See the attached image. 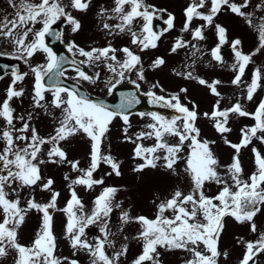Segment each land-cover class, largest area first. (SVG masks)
I'll return each instance as SVG.
<instances>
[{
  "label": "snow or ice",
  "instance_id": "obj_1",
  "mask_svg": "<svg viewBox=\"0 0 264 264\" xmlns=\"http://www.w3.org/2000/svg\"><path fill=\"white\" fill-rule=\"evenodd\" d=\"M6 3L11 11L0 9V58L19 61L23 69L0 64V80L7 78L0 94V259L81 264L84 254L87 264H164L165 253L179 250L180 264H231L229 248L220 247L230 218L254 234L235 238L241 249L235 264H264V222L256 220L264 213V62L255 59L264 57V0H185L178 28L167 7L150 0H110L94 12L103 44L76 39L92 0ZM222 13L246 26L249 48L244 36L229 35ZM170 30L177 34L166 55H146ZM125 36L127 43H114ZM168 57L180 59L169 64ZM201 68L231 75L207 76ZM160 71L171 84L150 78ZM126 85L131 88L118 93L117 103L106 102L105 96ZM190 87L212 97L210 108H201ZM25 99L27 106L17 111L13 102L24 105ZM142 99L152 109L134 112ZM42 114L50 125L44 133L37 127ZM133 116L139 117L135 125ZM243 118L251 123L239 126L234 142L228 138L232 122ZM201 121L216 139L202 134ZM114 124L117 140L133 145L130 171L137 181L146 170L159 168L173 182L163 198L153 194L150 215L133 213L131 202L117 198L130 191L128 184L105 183V177L123 175V161L112 150ZM77 138L83 156L70 157L69 142ZM217 139L232 150L227 162L216 153ZM245 147L253 165L247 174L241 160ZM47 165L61 169L67 192L62 206L54 177L43 172ZM102 165L106 171L97 176ZM78 187L92 193L88 203ZM37 190L49 195L38 200ZM33 210L39 226L24 244L19 232ZM55 212L63 217L68 255L54 232ZM130 242L139 245L132 258Z\"/></svg>",
  "mask_w": 264,
  "mask_h": 264
},
{
  "label": "rangeland",
  "instance_id": "obj_2",
  "mask_svg": "<svg viewBox=\"0 0 264 264\" xmlns=\"http://www.w3.org/2000/svg\"><path fill=\"white\" fill-rule=\"evenodd\" d=\"M109 2H110V0H92V7L90 8V10L88 11V13L86 15H83L81 17L82 21H83V30L80 31V33L76 36V39L78 42L85 43L89 39H95L98 42L103 40V36H101V38H99V39H96L97 37L91 38L88 35V33H89V28H93V32L96 33V35L99 34V32L96 31V27H95L96 20H95L94 12H95L98 4L103 3L105 5H108ZM150 2L156 3L159 6L167 7L169 10H171L175 13V16L178 20L181 18V13H182L181 9H182V6H184V4H185V0H150ZM254 2H255V0H254ZM0 9H4L6 11H11L10 9H8L6 0H0ZM0 15H2V13H0ZM220 22L226 24L229 27V35H242V36H244L245 37V45L244 46L246 49L249 48V46L251 45V36H250V34L247 33L246 26L242 25L238 21V19H234L230 13L220 14ZM175 23H176L177 28H178L181 24V21H177L175 19ZM176 34H177V32L172 31V30H170L169 33H165V35H163L159 41V47L156 50H154V52L150 51V52L146 53V55H148V56H152L154 54H160L161 55L163 52H166V49L170 44L171 37L176 35ZM209 36H211L210 33H209ZM127 40H128V38L125 36L122 38L117 37V39L115 41L119 42V43H127ZM224 55H225V58H228V50L227 49H225ZM179 59H180L179 57H168L169 64H171L174 61H177ZM255 59H256L257 63L264 62V57H260L259 55H257V57ZM250 69H251V65L249 66L247 71L250 72ZM201 71L203 74H205L207 76L216 75V76L220 77L221 79H228L231 75L230 73H228L229 71H225V70H221V69H218V70L215 69L213 71V70L201 68ZM223 71L227 72V73L223 74L222 73ZM218 72H221L222 74L221 73L219 74ZM149 75H150V78L152 76H158V77L161 76L160 72L150 73ZM165 76H166V74L164 76H162V81H165ZM6 82H7V78L0 80V94H2V90L5 87ZM167 82H169V80H167ZM171 83L172 82L170 80V82L168 84H171ZM221 90L224 91L225 89L221 88ZM189 91H195L196 92V91H199V89L190 87ZM93 94L95 95L96 93H93ZM209 97H210L209 94L205 93L204 91H200V92H198L196 99L198 100V102L201 105L202 103L206 102ZM27 103H28L27 99H25L24 105H21L18 102L14 101L13 106L17 108V111H19L21 107H26ZM209 107H210V105L207 106L206 109H208ZM247 107L249 109H252L254 107V105L252 103H248ZM136 117L137 116L131 117L133 124H134ZM243 123H251V120H249L247 118H243L240 121H233L232 122V131L228 134L229 139L233 140L234 142H238V137H239L238 129H239V126H241ZM37 127L42 133L50 130L48 118L44 117L43 114L41 115L40 120L37 122ZM118 133H119L118 128L114 124L112 126V130L110 133V136L112 139V150L117 154H122L127 149V147L130 145V143L119 142L117 140V137H115L116 134H118ZM202 134L208 136L209 138L217 137V134H215V132L210 131V130H204L202 132ZM217 142H220V141H218V139H217ZM253 142L257 143L256 141H253ZM147 143H148V141H147ZM224 148H225V145L220 146L218 144V147H216V153L220 157L222 162H227L229 160L230 154L228 152H226ZM126 154L127 155L131 154L129 149H127ZM75 155L83 156V142L81 140H79V138H77L74 141L69 142V156L72 157ZM121 159L123 161V164H122L123 175L121 177H115V176L105 177V183L128 184L130 186V191L127 193L121 192L120 198H124L126 200V198L130 195L133 199L131 202L133 204L132 212L133 213H144V214L150 215L152 213V208H153V205L151 203V201L153 199V194L158 192L160 197L163 198L167 193L168 182H169L168 175L164 171H161V172L156 174V172L161 170L159 168H157L155 170L149 169L148 171H146L144 173V176L142 177V179L140 181H137L136 174L135 173L133 174L130 171V168H131L130 162L129 161L127 162L126 157H122ZM241 160L243 161L245 174H247L248 172H250V170L253 167L252 162H251V153H250L249 147H245L242 149ZM105 171H106V166H103V165L100 167V169H98L99 175H103V173ZM43 172L45 175H51L54 177V179L56 181L55 187L60 189V192H61V195L59 197V206H62L64 199L67 195V192H66V189L63 187L61 169L55 168L52 165H47L43 169ZM131 176H132V179L130 178ZM122 181H123V183H121ZM214 190H215V186L213 185L212 186V192H214ZM77 191H78L79 195L84 199V202L88 203L92 193L87 192V194H85L83 196V192H85V191L83 190L82 187H78ZM36 194H37V196H39V195H41V192L39 190H37ZM43 194H44L43 200H45L49 194L46 192H44ZM33 212H34V210L32 212H30L29 215H31ZM53 215H54V219L56 220L55 225H54V232L58 237V244L61 246L60 251L64 255H68L70 253V250L67 246V243L63 240L62 235H61L62 234V221H63L62 214L59 212H55ZM256 220H257L258 224L261 222H264V213L258 214V216L256 217ZM38 226H39V220L37 218L33 219L31 222L30 230H29L31 238H33L34 230ZM127 231L130 233H134L135 229L133 227H129L127 229ZM237 236H245L246 239L254 238V234L248 232L245 225H238L229 218L227 221V224H226V228L222 234V238L220 241V247L221 248H224V247L229 248V251L231 254L230 255L231 264H235V261L241 252L240 247L235 244V238ZM27 242H28L27 239H25L24 241H21V243H24V244H26ZM138 250H139L138 243L130 242L128 257L132 258L138 252ZM79 258L81 260V264H87V259H86L84 254H80ZM182 258H183V254L179 250L171 252V253H165L162 256L164 264H180V260ZM11 259H12V257L9 256L7 260H4V261H6L5 264H10ZM0 261H3V259H0Z\"/></svg>",
  "mask_w": 264,
  "mask_h": 264
},
{
  "label": "water",
  "instance_id": "obj_3",
  "mask_svg": "<svg viewBox=\"0 0 264 264\" xmlns=\"http://www.w3.org/2000/svg\"><path fill=\"white\" fill-rule=\"evenodd\" d=\"M56 45H58V42H56ZM4 63H9L10 64V63H16V62L14 60L7 61V60H4V59H0V64H4ZM16 64L18 65V67H20V65L18 63H16ZM0 71H2V70H0ZM115 90H117V89H115Z\"/></svg>",
  "mask_w": 264,
  "mask_h": 264
}]
</instances>
